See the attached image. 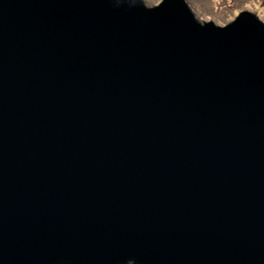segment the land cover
<instances>
[{
	"label": "water",
	"instance_id": "water-1",
	"mask_svg": "<svg viewBox=\"0 0 264 264\" xmlns=\"http://www.w3.org/2000/svg\"><path fill=\"white\" fill-rule=\"evenodd\" d=\"M0 264H264V20L0 0Z\"/></svg>",
	"mask_w": 264,
	"mask_h": 264
},
{
	"label": "rangeland",
	"instance_id": "rangeland-1",
	"mask_svg": "<svg viewBox=\"0 0 264 264\" xmlns=\"http://www.w3.org/2000/svg\"><path fill=\"white\" fill-rule=\"evenodd\" d=\"M160 0H142L151 6ZM194 14L200 19H212L224 24L234 18L239 10L249 9L264 20V0H186Z\"/></svg>",
	"mask_w": 264,
	"mask_h": 264
}]
</instances>
